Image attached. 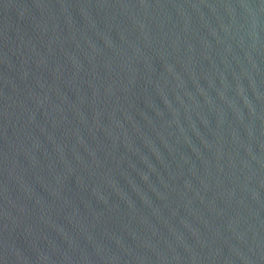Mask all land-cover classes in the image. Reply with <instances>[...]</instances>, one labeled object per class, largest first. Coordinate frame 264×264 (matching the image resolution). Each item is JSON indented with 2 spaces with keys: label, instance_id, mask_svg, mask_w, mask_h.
Here are the masks:
<instances>
[{
  "label": "water",
  "instance_id": "95a60500",
  "mask_svg": "<svg viewBox=\"0 0 264 264\" xmlns=\"http://www.w3.org/2000/svg\"><path fill=\"white\" fill-rule=\"evenodd\" d=\"M0 264H264V0H0Z\"/></svg>",
  "mask_w": 264,
  "mask_h": 264
}]
</instances>
